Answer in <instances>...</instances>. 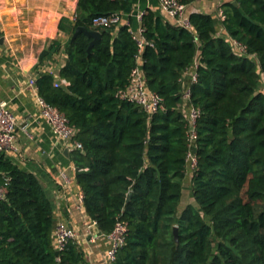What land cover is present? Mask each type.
I'll list each match as a JSON object with an SVG mask.
<instances>
[{"label": "trees", "instance_id": "1", "mask_svg": "<svg viewBox=\"0 0 264 264\" xmlns=\"http://www.w3.org/2000/svg\"><path fill=\"white\" fill-rule=\"evenodd\" d=\"M131 7L132 0H77L73 22L62 18L59 29L71 37L84 26L101 37L93 45L83 32L70 38L59 71L67 84L56 86L51 72L36 78L39 95L76 128L81 148L70 158L85 217L99 234L126 224L112 264H264V0L221 4L225 32L256 59L236 53L216 16L200 11L189 13L188 29L146 9L139 51L131 16L124 23ZM113 13L120 23L92 26L94 16ZM60 48L52 41L50 55ZM138 56L148 88L164 104L152 116L116 95ZM195 60L196 166L192 201L180 207L188 150L180 79ZM0 184V264H86L76 239L54 247V205L43 184L2 152Z\"/></svg>", "mask_w": 264, "mask_h": 264}, {"label": "crops", "instance_id": "2", "mask_svg": "<svg viewBox=\"0 0 264 264\" xmlns=\"http://www.w3.org/2000/svg\"><path fill=\"white\" fill-rule=\"evenodd\" d=\"M217 4V0H195L188 7L215 15ZM76 5L77 0H0V103L5 102L17 118L16 137L20 147V153L4 154L39 178L54 205L55 220L66 219L75 227L86 264H103L101 254L108 247V241L92 238L85 232L88 220L76 208L79 186L70 158L72 149L58 140L49 123L39 116L35 93L28 83L31 77L37 78L38 74L48 71L62 81L59 71L65 63L66 45L72 36L60 30L59 25L62 18L68 20V25L73 22ZM148 8L159 13L157 0H132L124 20L131 16L134 31L140 28L139 15ZM218 26L221 34L223 30ZM54 40L59 41L61 48L50 55ZM45 49L48 53L39 62V55ZM60 169L72 177L70 189L64 190L56 184L54 176ZM189 174L186 180L190 179Z\"/></svg>", "mask_w": 264, "mask_h": 264}, {"label": "built area", "instance_id": "3", "mask_svg": "<svg viewBox=\"0 0 264 264\" xmlns=\"http://www.w3.org/2000/svg\"><path fill=\"white\" fill-rule=\"evenodd\" d=\"M158 11L161 16L170 21L171 23L190 29L189 22V7L180 3L178 0H157ZM216 19L223 32L221 35L225 36L230 42L233 50L239 54H245L252 59H256L255 54H246L245 46L230 38L222 25V21L226 18V14L221 7L223 0H217ZM142 14V13H141ZM139 15V17L141 16ZM122 21V16L118 13L97 15L91 20L94 27H109L118 24ZM125 24H129L128 20H124ZM130 31L137 41L139 51L143 49L145 44L142 35V29L134 31L130 26ZM220 34V33H219ZM196 60L187 68L181 77V110L185 115L187 122V139L188 150L186 154V169L187 173L191 172L196 166V119L200 114L199 109L194 107L191 102V84L196 80ZM50 72V71H48ZM32 90L35 93L38 114L51 126L52 132L55 137L66 143L71 149L81 148V144L75 140L76 128L70 124L68 117L64 112L57 107L46 102L38 93L36 78L31 77L28 81ZM68 82L62 78V81L56 82V86L60 84H67ZM264 89V78L262 81ZM117 97L127 100L141 107L149 116L162 110L164 108L162 98L156 93L151 91L147 86V80L142 69L141 56H138L137 64L132 68L129 81L127 85L117 91ZM17 118L13 111L6 105L5 102L0 103V152L2 153H20V147L17 143L16 129ZM56 184L62 189H70L72 184V177L65 169H60L54 176ZM6 192L5 184H0V200L4 197ZM83 193L79 189L76 196V208L82 210ZM96 225L95 221H87L85 223V232L91 237L106 238L108 247L102 252L101 259L103 264H112L116 257L118 248L123 244L126 235V224L122 221H117L112 231L108 234H99L93 232V227ZM93 234V235H92ZM54 247L57 250H62L66 243L71 239L78 241V234L75 227L66 219H57L53 229Z\"/></svg>", "mask_w": 264, "mask_h": 264}, {"label": "water", "instance_id": "4", "mask_svg": "<svg viewBox=\"0 0 264 264\" xmlns=\"http://www.w3.org/2000/svg\"><path fill=\"white\" fill-rule=\"evenodd\" d=\"M233 4L237 5V3L235 1H233ZM83 32L84 34H86L87 36L91 37L92 40L90 42V45H93L94 43H96L99 38L101 37V32L98 31V30H90V29H87L85 28L84 26H77L72 37H71V40H73L75 38V36L79 33ZM48 53V50L45 49L43 50L40 55H39V62L42 61V59L46 56V54ZM84 152V151H83ZM65 153L67 154L68 153V149L66 148L65 150ZM131 196V192L128 193V198ZM174 234H175V239L177 241V236H178V233H177V227L174 228Z\"/></svg>", "mask_w": 264, "mask_h": 264}, {"label": "rangeland", "instance_id": "5", "mask_svg": "<svg viewBox=\"0 0 264 264\" xmlns=\"http://www.w3.org/2000/svg\"><path fill=\"white\" fill-rule=\"evenodd\" d=\"M190 183V179L189 177L187 178V182L185 185V190L183 193V198H182V205H180V207L184 206L185 204L189 203L190 201H192V197L190 195L189 189H188V184Z\"/></svg>", "mask_w": 264, "mask_h": 264}]
</instances>
